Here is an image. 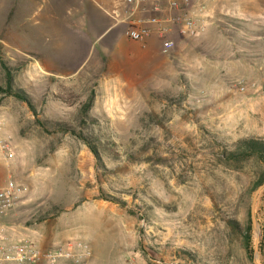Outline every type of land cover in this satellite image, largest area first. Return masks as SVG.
<instances>
[{"label":"rangeland","instance_id":"obj_1","mask_svg":"<svg viewBox=\"0 0 264 264\" xmlns=\"http://www.w3.org/2000/svg\"><path fill=\"white\" fill-rule=\"evenodd\" d=\"M51 2L0 0V86L4 64L36 111L0 95V188L21 190L0 214V264H253L264 165L223 154L264 140V0H190L164 10L154 44L126 23L104 52H81ZM185 17L204 29L182 33ZM53 123L93 137L102 166ZM255 215L264 264V189Z\"/></svg>","mask_w":264,"mask_h":264},{"label":"crops","instance_id":"obj_2","mask_svg":"<svg viewBox=\"0 0 264 264\" xmlns=\"http://www.w3.org/2000/svg\"><path fill=\"white\" fill-rule=\"evenodd\" d=\"M46 1V0H45ZM56 9L64 16V22L67 29L71 32L72 42L79 46H86L84 49L81 47V52L91 51L88 49L87 44L96 45L103 44V52L106 51L107 41L114 44L120 28L126 25L122 21L115 20L112 17V11L119 10L123 4L122 0H52ZM151 13L150 4L146 3L143 8L135 13V17H147ZM173 13H176L175 11ZM123 15V20L126 21L127 14ZM170 14H162V25L167 24L166 17ZM107 38V41L102 42ZM157 36L153 34L147 43L154 44ZM59 41V39H58ZM61 42V41H59ZM80 62L74 68V71L80 69L88 60V55H81ZM52 70V66L49 65ZM72 69L68 70V72ZM67 73V72H66Z\"/></svg>","mask_w":264,"mask_h":264},{"label":"built area","instance_id":"obj_3","mask_svg":"<svg viewBox=\"0 0 264 264\" xmlns=\"http://www.w3.org/2000/svg\"><path fill=\"white\" fill-rule=\"evenodd\" d=\"M164 6L163 0H122L123 9L112 11V17L115 20L127 23L125 30L126 37L133 42L144 43L153 34L157 37L164 36L166 29L162 25L161 16L165 9H177L180 6L188 5L190 0H165ZM214 1V0H210ZM149 3L151 13L147 17H135V13L143 8V5ZM127 16L126 21L123 20V13ZM204 21L194 23L190 18L185 17L182 20V33H187L190 36H195L198 31L204 29ZM173 47L171 40L164 39L162 41L163 50L167 51ZM21 193L20 188L13 182H8L4 187L0 188V214H3L10 210L17 197ZM23 249L18 250V255H22Z\"/></svg>","mask_w":264,"mask_h":264},{"label":"trees","instance_id":"obj_4","mask_svg":"<svg viewBox=\"0 0 264 264\" xmlns=\"http://www.w3.org/2000/svg\"><path fill=\"white\" fill-rule=\"evenodd\" d=\"M2 70L4 71V79L5 83L3 86H0V95L4 97H12L15 100H18L20 102H23L28 105V107L31 109L33 114H36L34 106L29 102L27 99L25 93L13 86L12 81V69L8 66L2 64ZM94 101V93L91 92L87 96V99L81 104L79 108V115L85 118L88 117V112L90 111ZM43 126V125H42ZM52 126L56 128V130H59L63 133H70L74 135L76 138L81 140L89 149L91 154L96 160V163L100 166H102L100 154L97 149L96 142L93 137L89 135H83L82 133L77 132L73 127L70 125H62L59 123H53ZM223 158L227 161H233V162H242L247 161L250 159H254L255 161L259 162L260 164L264 165V140L260 139H253V138H246L238 140L233 149L231 151L225 152L223 154ZM264 183V172L261 175V177L257 180L256 185L260 186ZM105 200L108 201H114L115 199H112L110 196H106ZM230 226L235 231L240 230L239 225L234 220L229 221ZM242 231V230H241ZM244 246L247 253V256L249 259L252 260V249H253V239H252V228L250 221L246 227L245 233H244Z\"/></svg>","mask_w":264,"mask_h":264},{"label":"water","instance_id":"obj_5","mask_svg":"<svg viewBox=\"0 0 264 264\" xmlns=\"http://www.w3.org/2000/svg\"><path fill=\"white\" fill-rule=\"evenodd\" d=\"M263 189H264V183L261 184L260 186H258L257 189L255 190V192L253 194V197H252V203H251V206H250V222H251L252 228L254 229V231L257 234L255 242H254V248H253V261H252L253 264H258L255 258H256L257 252H258L259 233H260V230H259V227H258V223H257V220H256V215H255V203H256L257 196L259 195V193Z\"/></svg>","mask_w":264,"mask_h":264}]
</instances>
